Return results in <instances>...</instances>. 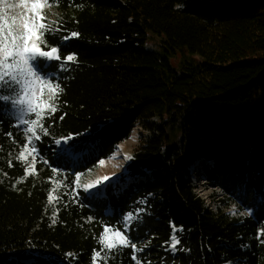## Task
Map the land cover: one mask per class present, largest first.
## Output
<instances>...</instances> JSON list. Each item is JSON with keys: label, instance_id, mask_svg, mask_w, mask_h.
<instances>
[{"label": "trees", "instance_id": "16d2710c", "mask_svg": "<svg viewBox=\"0 0 264 264\" xmlns=\"http://www.w3.org/2000/svg\"><path fill=\"white\" fill-rule=\"evenodd\" d=\"M47 3L54 31L45 39L62 59L44 61L43 74L64 92L42 121L34 170L31 155L8 156L16 119L0 101V264H91L103 229L123 230L129 212L137 250L108 264H137L133 255L140 264H264V0ZM149 33L158 48L146 45ZM135 126L147 134L103 195L77 186ZM196 168L215 188L210 204L195 191ZM173 226L183 229L174 254Z\"/></svg>", "mask_w": 264, "mask_h": 264}, {"label": "snow or ice", "instance_id": "6c2138e0", "mask_svg": "<svg viewBox=\"0 0 264 264\" xmlns=\"http://www.w3.org/2000/svg\"><path fill=\"white\" fill-rule=\"evenodd\" d=\"M48 6L49 4L42 2V0H32L30 15L23 20L22 24L13 21L9 25L7 21L0 18V101L11 104L14 114L22 124L27 126L25 128V132L28 134L25 151H28V154L32 156L33 164L28 167L33 170L36 160L35 154L39 151L34 146L33 141H39L41 134L47 135L48 130L42 121L46 116H52L59 111L56 101L64 92V88L60 83L53 82L52 79H45V76L41 74L44 61H60L62 59L59 48L56 46L49 48L45 39L50 32L54 31L47 24L46 17L41 15ZM25 7L29 6L25 5ZM77 36L78 33L73 32L70 36L63 37V39L70 40ZM41 45H43V48ZM75 59L76 57L73 54L65 56L63 61L64 64H67L75 61ZM37 84L46 85V88L40 90V95H37L35 87ZM44 92L48 93L47 101L44 100ZM26 115L33 118L26 119L24 118ZM63 118V116L60 117V119ZM72 139L71 136L64 138L65 141ZM57 143L59 144L61 141H57ZM74 147L72 146V149ZM72 149H65V151ZM18 158L22 161L27 160L24 151L20 153ZM125 159L131 160L133 157L125 155ZM103 163V161H100L101 165ZM79 179L78 174L76 177L77 186L82 187L90 196L97 197L103 195L106 188L110 186L106 182L111 181L113 178L105 176L95 182L83 185L78 184ZM93 189H95L94 192ZM52 200L53 197L50 195L49 203ZM143 211V209H138L137 213ZM123 219L125 222L123 230L109 227L103 229V235L100 238L101 249L94 251L91 264H108L109 259L115 258L116 252L122 251L124 248L130 247L137 250L136 245L131 243L126 232L132 222L138 219V215L129 212ZM56 222L57 220L54 217L52 223L55 224ZM182 230L177 229L175 226L172 228L169 244L172 251H176L177 245L180 244L176 232ZM261 235H264V233H261ZM132 259L140 264L135 255ZM25 264H35V262H25Z\"/></svg>", "mask_w": 264, "mask_h": 264}, {"label": "rangeland", "instance_id": "374dc122", "mask_svg": "<svg viewBox=\"0 0 264 264\" xmlns=\"http://www.w3.org/2000/svg\"><path fill=\"white\" fill-rule=\"evenodd\" d=\"M42 2L47 3L48 0H42ZM32 0H0V18L4 21H7L9 25L15 21L17 24H22L23 20L30 15V4ZM28 5L29 7H25ZM53 10L52 8H45V10L41 13L46 17L47 24L51 23L53 20ZM159 38L158 36L149 33L148 39L146 41V45L151 48H158ZM189 55V54H188ZM187 55V56H188ZM181 52H178L175 56H172L171 62L172 65L177 69L180 70L181 63ZM48 61L46 60V63ZM43 74V71L41 73ZM45 79H46V75ZM37 95H40V90L42 88H46V85L37 84ZM44 100L47 101L48 93L44 92ZM13 112V108H12ZM14 118L20 121L17 116L13 112ZM30 115H26L24 118L29 119ZM147 131H144L143 128L140 126H135L130 137L126 139L112 154L111 157L103 160V164L99 165V167L89 176L80 180L81 184H88L97 181L98 179L109 176L115 179L116 175L121 173L125 170L127 166V162L130 160L125 159V155L132 157V152L141 144L144 140ZM24 151L25 156L28 154V151H25V147H23L20 151H18V155ZM198 168V167H197ZM196 168L192 172V182L196 185L195 191L204 199L206 204H210L211 196L210 194L215 190L213 186H211L206 180L203 178V175L200 174V171ZM112 179V180H113ZM217 190V189H216ZM227 211L235 212V205L232 203L227 206ZM28 261H31L28 260Z\"/></svg>", "mask_w": 264, "mask_h": 264}, {"label": "built area", "instance_id": "2783aa9c", "mask_svg": "<svg viewBox=\"0 0 264 264\" xmlns=\"http://www.w3.org/2000/svg\"><path fill=\"white\" fill-rule=\"evenodd\" d=\"M50 74H53V73L52 72H47L46 73V75H50ZM4 110H5L6 114L13 116L12 105L11 104H8V106H6ZM26 127L27 126L22 124L20 121H18V122L16 121V126H15L16 131H15V135L13 136L12 142H11L12 146L8 149V156H9L10 159L14 158L17 155V153L19 151V148H20V144H19V141H18L16 135L20 134L22 136L23 140L25 141V143L27 142V135L28 134L25 132V128ZM33 144L36 147V141L35 140L33 141ZM167 250H169L171 253H175V251H172L170 249V247L167 248Z\"/></svg>", "mask_w": 264, "mask_h": 264}, {"label": "clouds", "instance_id": "9594fccd", "mask_svg": "<svg viewBox=\"0 0 264 264\" xmlns=\"http://www.w3.org/2000/svg\"><path fill=\"white\" fill-rule=\"evenodd\" d=\"M131 160H132V159H131ZM131 160H130V161H131Z\"/></svg>", "mask_w": 264, "mask_h": 264}]
</instances>
